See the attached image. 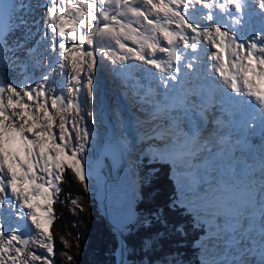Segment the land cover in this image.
Returning <instances> with one entry per match:
<instances>
[{"label":"snow or ice","instance_id":"obj_1","mask_svg":"<svg viewBox=\"0 0 264 264\" xmlns=\"http://www.w3.org/2000/svg\"><path fill=\"white\" fill-rule=\"evenodd\" d=\"M253 2L256 3L259 15L264 17V0H253ZM108 3L109 0H104V4ZM115 3L127 5L128 0H115ZM145 3L151 5L156 13H163L164 23L175 24L179 31L173 32L168 27L157 25L156 21L150 19L140 8H132L134 16H143L149 25H156L159 28L167 46H160L155 42L148 43L147 47L150 51L146 56L137 48L129 47L121 42L120 35L125 31L123 27L117 32L115 28L105 23L102 27V35L114 34L116 44L125 53L116 57L121 63L134 58L153 66L162 73L159 77V86L167 91L169 88L176 87L172 82H179L184 70L196 71V61L199 57L192 55L185 59V54L187 49L196 53L199 50L200 38L203 36L214 49L210 55L211 66L224 79L232 92L237 94L235 97L222 100V103H228L233 111L239 112L240 97L247 95L249 99L244 103L251 105L252 98L255 97L259 104L257 111L264 108V93L249 78V74L264 78V45L260 43L264 41V31L256 32L248 40L236 31V28L245 25L246 6L249 5V0H227V3L231 4L235 10L234 13L229 12L227 18L235 27L222 25L219 22L212 11L213 4L209 3V0H171V5L175 7L165 3V0H159V3L154 0H145ZM50 5L42 17V22L47 26L49 20L58 19L59 21L58 24L47 28L53 38L59 37L58 40H51V51L57 52V48L59 49L56 62L51 67L55 68L58 65L63 68L64 61L70 58L73 67L70 80L58 88L55 83L49 84L52 75L45 73L40 82L31 87L25 85L19 88L12 83H8L7 89L0 87V194H3V198L0 199V212L3 211L2 206L5 204L10 214L18 212L19 209L30 210L27 219L36 230H40L39 234L43 237L37 243L45 247L49 255L42 257L35 252L25 254L22 246L27 245L29 241L25 238L26 234L23 232L22 225L17 223L14 226H6L0 220V264H7V261L17 264V258L22 254L30 255L32 261L50 259V256L54 254V245L49 243L52 237L46 224H51L54 218L52 203L57 199L60 191L58 182L62 179L61 170L71 169L81 183H85L86 178L95 171L93 166L84 159L86 143L92 137V128L87 126L84 116L85 114L87 117L96 115L94 109L89 107V103L94 102L97 93L92 74L96 60L94 52L85 50L82 46L86 41L91 47L93 39L90 35L78 31L82 25L78 24L75 18H66L65 14L70 12L78 14L86 25L88 17H91L93 21H99V15L93 16L91 11L98 9V5L93 0H83L82 5L79 0H76V3H73V0H50ZM197 5L207 9L203 19L209 26L201 27L195 20L189 19V10L195 12ZM85 6L88 10L87 14L83 11ZM14 7L6 0H0V17L3 16L5 9L10 13ZM219 7L225 9V4L221 3ZM104 17L107 20L108 13L105 12ZM110 19L117 21L118 18L113 15ZM20 20L22 24H27L23 18ZM69 25L71 27H68ZM87 31L91 33L92 29L88 28ZM68 40L75 42L68 43ZM181 41L184 49L178 51ZM69 49L74 51L69 52ZM157 50L167 54L166 61L155 57ZM241 51L245 53L244 56L240 55ZM224 52L232 58L231 63L228 64L229 70L235 68V73L232 75L225 71V61L222 57ZM181 61H185L183 69ZM253 61L256 62L255 65ZM65 89L67 96L64 95ZM5 91L9 93L6 102L3 96ZM23 97H26L27 101L23 100ZM188 102L183 91H179L170 98V104L166 107L183 108ZM69 111L73 113L71 121L67 118ZM206 111L201 104L199 115L203 121L207 120ZM260 115L264 117V112H260ZM242 123L245 128L251 127L254 130L255 117L243 120ZM195 140L196 132L184 134L178 138V143L169 148L167 153L161 152L160 156L162 159H172L173 162L191 156L199 147ZM85 187L86 190H90L86 183ZM71 202L78 203L76 200ZM163 215V210L158 211L156 219H161ZM38 216L43 219H38ZM24 218L22 214L17 215L18 220ZM6 227L7 231H5ZM174 227L176 231H180L182 225L176 224ZM13 242H19L21 245L15 246L14 251ZM71 259L72 257L69 256L68 260ZM23 264H30V262L25 259Z\"/></svg>","mask_w":264,"mask_h":264},{"label":"rangeland","instance_id":"obj_2","mask_svg":"<svg viewBox=\"0 0 264 264\" xmlns=\"http://www.w3.org/2000/svg\"><path fill=\"white\" fill-rule=\"evenodd\" d=\"M93 2L98 5V9H92V15H99V21H93L91 17H88L87 24L85 25L84 21L81 20L79 15L76 13H66L65 16L66 18H75L78 24L82 25V27L78 29V31H82L85 35H90L93 39V45L91 47L87 45L86 41L82 46L85 50L94 52V57L97 60L99 66L98 69H100V71L102 72V74H99V79L102 83L103 92L100 102L96 105L98 108V113L102 115V117L104 113H107L106 104L110 105L114 103L112 99L113 94H111L110 92L113 87L118 88V92H120L119 90H126V92L123 93L126 94V97L129 96L130 101L128 99L127 101L130 104L135 105L136 113L138 115L140 114L144 117L151 116L155 110H168L169 107H166V105L168 104L170 98L174 96L178 88L181 89L182 87L184 92L185 89H188L186 93L189 101L188 103L194 100V106L195 104L204 103L200 96L203 93L202 91H204L203 87L205 89H207V87L213 88L212 91L217 92V89H214V83H216L215 80L206 75L207 67L211 62L210 57H208L207 61L203 63L202 66L199 67L197 65L195 72L184 70V72L180 75L179 82H172L174 85H176V87L169 88L167 91L159 86V77L162 75V73H159L153 66L148 65L143 61H137L134 58H129L124 63H121L116 57L118 55H124L125 53H123L119 49V46L116 44L114 34L102 35L103 24L107 23L109 27L115 28L117 32H119L121 27H123L125 31L120 35L121 42H124L129 47L137 48V50L142 51L146 56L150 51L147 47L148 43L155 42L160 46H167L163 39V36L156 25H149L143 16L137 17L133 15L131 9L134 7L141 9V6L139 5L144 3L145 0H128L127 5H124L123 3L117 5L115 3V0H109L108 4H104V0H93ZM226 2L227 0H209V3L213 5L214 3L220 5L221 3L225 4ZM73 3H76V0H73ZM79 3L82 5L83 0H79ZM138 3L140 4L137 5ZM165 3L171 5V0H166ZM249 5L252 11L247 9L246 15H249L250 17H252L253 15L258 16L259 12L258 10L253 9V3L250 2ZM171 6L175 7L174 5ZM83 11L85 12V14H87L88 10L86 6L83 8ZM212 11L214 15H218L219 13H224L225 9H221L220 7H213ZM249 11H251L252 13H249ZM105 12L108 13L109 17L107 20L104 17ZM206 12L207 9H203L202 7L197 5L195 12H192L191 9L189 10L188 17L190 20H195V22L199 23L201 27H204L205 19H203V15ZM113 15L117 16V21H112L110 19V17ZM217 17L219 18V16ZM149 18L155 20L157 25L168 27L173 32L179 31V29L176 28L175 24L166 25L164 23L165 17L163 13L155 12V14H151ZM58 23V19L54 21V24ZM247 23H249V18L246 19L245 24ZM44 26L46 25L43 24L41 26V31ZM50 26L51 24H48L46 27ZM68 27H71V25H69ZM88 28L92 29L91 33H88ZM256 30L258 31L259 28H255V32L250 29L249 36L246 39L244 38V36L243 38L245 40L251 39L255 35ZM45 36H49L48 41L50 43V47L52 39H59L58 36L53 38L51 32ZM67 42L72 43L75 41L68 40ZM183 49L184 46L181 41L178 45V51H183ZM71 51L74 50L69 49V52ZM57 52H59L58 48ZM57 52H52L50 48L51 58L49 69L51 71L58 69L59 72L62 73L61 81L63 84H65L66 81L70 80V76L73 73L71 59L69 58V60L64 61L65 67L60 68L57 65L55 68H53L51 67V65L55 64L56 62ZM189 52L190 49H187L185 59H188L192 56V52ZM155 57L162 61L167 60V54L161 53L159 50H157V52L155 53ZM230 60H232L231 57ZM184 62L185 61H181L182 69ZM230 72H232L233 74L235 72V68L230 70ZM230 72H228V74ZM92 74H94V72ZM84 75H87L86 70ZM219 79L222 78L219 76ZM184 80H188L187 82H192V84L186 87V85H184ZM111 81L114 82V85L109 86V83H111ZM256 84L258 86V82ZM227 89L229 91L231 88L228 87ZM230 93L231 90L230 92H228V94ZM228 94L225 95L224 92H219V94L216 95L218 97V99L216 100L218 103H215L216 105H213L218 106L219 102L221 104V99L227 100L229 98ZM204 95H206V93H204ZM123 102L124 104H121V101H119L116 105H122L123 108L121 109L123 110L125 115L124 117H122L121 123L125 128H128V126L133 121V117H131L129 112V110L131 111L130 106H125L126 103L124 100ZM209 102L212 103L210 100ZM116 105H111V108H115ZM196 107L200 108V105H196ZM127 109L128 111H126ZM179 109L180 108L174 107L175 112ZM71 115L73 116V114ZM218 115V112L214 111L215 117L211 120L212 123L210 126L212 132H207L210 136L212 135L211 137L214 136L213 138L216 139V142H220L219 140L221 139L222 133L224 131L223 122L221 121V118L219 119L220 116ZM72 116L70 117V119L68 118L69 121L72 120ZM189 117L190 114H188L186 118L188 119ZM161 118L164 120L162 121L163 126V122H171L172 118L174 117L173 115L168 116V113L164 112ZM84 121L88 127L92 128V137L86 143L84 159H86L95 169L94 173L86 178L87 185L89 186L90 191L96 196L103 215L107 216L110 222L116 225L118 229H121L127 221L135 219V205L138 203V200L141 199H139L136 193V185L138 183L141 185V182L140 180H138L139 178L135 181L138 167L140 165V159L148 155L153 150H157L158 153H166L165 151L167 150V146L161 143L158 144L156 138L152 137L150 140H148V142H146V144L142 146L141 149L138 147L139 157L133 159L132 169L126 171L118 183H109L106 188V181L101 173L102 165L99 161L98 153V149L101 144L102 137L104 136L105 130H103L101 132V135H99V131L96 128L95 123L93 122V118L87 117L86 114L84 116ZM196 128L197 124L189 123L188 125L184 126V132L185 134L193 131L195 132ZM236 133H238L237 129ZM179 137L180 136H178L177 138ZM132 142L133 137L131 135H122V144L124 146V149L126 150V153L129 152V154H131L134 150ZM201 155L202 154L198 151L188 159L184 157L175 160V162H173L172 159H164L170 160L174 169L173 172L178 177V185L180 191L179 202L189 203L188 206L189 210L191 211L202 210L200 213H197V217L201 221L205 222L208 233L204 240L199 241V245L202 247L201 264H261V258L264 259V252L257 251L256 249H262L264 246V225L262 224L261 220L258 221L259 217L257 219L254 216H256L257 210H262L261 215L262 217H264V170H256V174L258 175L257 181H252L247 185L239 184L237 181H234L232 178H230V176H227V182H222V180H214L215 175H209L208 178L213 177L211 179L212 183L210 185L206 184L205 188L203 189L200 183H203L202 181H204V179H202V176L206 177V174L198 172V170L202 168L203 163ZM207 164L209 163L206 161L205 166ZM199 166L200 168H198ZM198 174L200 176H198ZM196 176H198L197 178L199 179H197ZM129 184H131L134 188L132 191L128 189ZM201 189H203V191H201ZM192 195H195L194 197L196 199L195 202H197L196 204H193V201L191 200V202L189 199ZM210 203L215 205V210L213 211V213H208L206 211V208L210 206ZM253 207L254 209H256V212H250ZM24 210V215L27 219L30 210ZM38 219L43 218L38 216ZM27 220L31 224L30 220ZM237 221V225L241 224V227H239L240 229L247 227L248 229H250L249 231L252 230L251 233L253 234V238L256 237L259 239V241H255L253 245H250L251 242L249 241H243L240 244L239 241L241 242V240H237L236 236H234L233 234L228 235L227 230H230L228 229V226H230V224L235 225ZM46 226L48 227L49 224H46ZM28 231L31 233L30 230ZM39 231L40 230H38L36 235L31 233L30 244L25 249V254H28L26 252L31 246V243L34 242L36 245L34 246L33 252L40 254L42 257L49 255L46 248L40 246L37 243L38 240L43 239V237L40 236ZM218 235H220L221 237H219ZM261 240L263 242H261ZM13 244V251L15 249V246H20L19 242H13ZM249 250L250 252L246 254ZM122 251L123 250L118 253L120 263L121 259L124 256V251L123 253ZM25 254L22 255L26 256ZM22 255L17 258V263L19 264H23L25 260ZM29 262L30 264H50L51 257L48 260L41 259L38 261H32L30 256Z\"/></svg>","mask_w":264,"mask_h":264},{"label":"bare ground","instance_id":"obj_3","mask_svg":"<svg viewBox=\"0 0 264 264\" xmlns=\"http://www.w3.org/2000/svg\"><path fill=\"white\" fill-rule=\"evenodd\" d=\"M251 3H253V9L258 10L256 3L254 4L253 0H250ZM249 2V3H250ZM50 0H14V10H13V15H12V23L10 26V31L5 37V57H6V68L2 69L0 72V80H3V87L7 89L8 83H12L15 86L19 88L25 87V85L31 87L37 83L40 82L41 77L45 73H50L52 75V79L49 81V84L55 83L57 87L61 86L62 83V77L61 73L59 72L58 69L51 71L49 69V64H50V43L48 41V37L45 36L44 39L42 40L41 36L44 35L43 30L45 26L43 27V30L41 31V26L44 24L42 22V17L44 13L47 11V7H49ZM227 3V2H226ZM225 3V12L224 13H219L216 16H219V22L222 25H232V21L229 20L228 14L229 12L234 13L235 10L232 8V5ZM46 5V6H44ZM213 7H219V4L217 5L214 3ZM248 10H251L250 5L246 6ZM215 9V8H214ZM215 11V10H214ZM252 11V10H251ZM249 11V13H252ZM248 16V15H246ZM249 17V16H248ZM20 18H23V20L27 21V24H22ZM257 20V16L253 15L252 17H249L250 24L247 23L241 28H236V31L244 36L246 39L248 37V33L250 29H253L256 26L260 27V31H264V17H261L258 14V20L256 24L254 23ZM262 23V25H261ZM49 24L53 25L54 20H49ZM204 26H209L207 25L206 21H204ZM235 27L234 25H232ZM257 31V30H256ZM259 32V31H258ZM28 33V34H27ZM48 35V34H47ZM201 42L198 45V51L196 53H193L192 55H195L199 57V60L196 61V64L200 67L202 66L203 63H205L210 57L211 52L214 50L211 48L210 43L206 42L204 37L201 36L200 38ZM44 41V42H43ZM48 46V47H47ZM47 47V48H46ZM209 51V52H208ZM191 49L190 52L191 53ZM245 53L241 51L240 55H244ZM222 57L225 62L228 64L231 63L230 56L227 54V52L222 53ZM96 60V59H95ZM255 62V61H254ZM98 62L96 60V64L93 68V76L96 82V89L97 93L94 98V102L89 103V107L93 108L96 115L93 118V122L95 123L96 128L99 131V135H101V132L105 130V123L102 119V115L98 113V108L97 104L100 102L101 96H102V83L100 82L99 79V74L102 72L100 69H98ZM227 73L229 72V68L225 70ZM206 75H208L211 79L215 80L216 83H214V89H217V92L212 91L213 88L207 87L205 89L203 87L202 91L203 93L200 95L202 98V101L204 102L203 105L209 106V109L206 111V116L207 120L203 121L201 119V116L199 113L201 112V105L200 108L194 106V102L190 101V103H186L183 108H180L176 112L174 111V106H167L169 107L168 110H155L154 113L151 116L148 117H140L136 113V107L133 104H130L127 99L129 100V96L126 97V94L123 93L125 92L124 90H119L118 88L113 87L112 90L110 91L111 94H113V104H106L107 106V113L111 114L113 118H115V121L117 122V131L118 135L122 139V135H131L133 137V148L134 150L132 151L131 154L127 152V155L130 159L129 165L126 169L128 171L129 169H132V163L133 159L137 157V153L139 152L138 147L141 149L148 140H150L152 137L156 138L158 144H164L167 146V150L171 148L174 144L178 143V136H183L185 134L184 132V126L188 125L189 123L192 124H197V128L195 129L196 132V140L195 143L199 145L197 148L196 152H200L202 155L201 159L203 161L202 163V168L198 170V172H202L203 174H206L205 176H209V167L211 170H215V172L212 174V176L217 175L218 180H222V182H227V176L230 174L231 176H235L237 179V182L239 184H250L252 182V177L253 174L250 172V167L253 166H247L245 165L243 169H236L234 166V162L224 160V158L220 159V161L216 160V155L221 154L225 151V146L227 142H230L231 140H234L235 135H233L232 139L228 141V137L226 136V131L222 133V138L220 142H216L213 137H211L207 132H212V129L210 128L212 119H214V111H218V116L219 119L221 118V121L223 122V125H226L229 122V128L232 126L230 123V115L235 112L233 111L230 107H228L226 104L219 102L218 106L213 105V103L218 99L216 96L219 94V92H224V94H228V84H226L223 79H219V74L215 72L214 68L211 66V62L207 67L206 70ZM2 78V79H1ZM251 80H253L256 83V80L259 79V77L253 75L249 77ZM188 81V80H187ZM187 81L184 80L183 84L187 86L191 85L192 82L188 83ZM209 81V80H208ZM112 83V84H111ZM109 83V86L114 85V82L111 81ZM242 84V81H241ZM188 89H185V92L183 91V88L181 89L178 88L176 91H183V93L186 95ZM194 90V89H193ZM207 90V91H206ZM195 91V90H194ZM113 92V93H112ZM191 92V91H190ZM196 92V91H195ZM209 92V93H208ZM122 93V94H120ZM175 93V94H176ZM206 93V95H204ZM174 94V95H175ZM9 93L5 91L3 93L5 102L7 100V96ZM64 95L67 96V92L65 89ZM110 96V95H109ZM115 96V97H114ZM227 98V97H226ZM23 100L27 101L26 97L22 98ZM123 100L125 101L126 105L125 106H130L131 111L130 115L133 117L132 123L128 126V128H125L124 125L121 123L122 117H124L125 113L121 108L122 105L124 104ZM209 100L212 102L210 103ZM121 101L120 105H116L117 102ZM130 101V100H129ZM133 101V100H132ZM49 104H50V99H49ZM106 103V102H105ZM168 104H170V100L168 101ZM167 104V105H168ZM111 105H116L115 108H111ZM194 106V112L191 111V107ZM188 109V110H187ZM128 111V109L126 110ZM164 112L168 113V116L173 115L174 118H172L171 122H163L162 126V121H164L161 117L163 116ZM71 114L72 111H69L67 114V118L70 119L72 116ZM190 114V117L187 119L186 117ZM194 114H198V118L195 119ZM254 112H249L248 115L252 116L254 115ZM194 115V116H193ZM217 115V114H215ZM217 116V117H218ZM120 118V120H119ZM58 120V118H57ZM119 120V121H118ZM170 120V119H169ZM216 121V120H215ZM162 126V127H161ZM127 127V126H126ZM164 127V128H163ZM241 131H239L240 133ZM238 133V134H239ZM122 134V135H121ZM216 134V133H215ZM216 136V135H215ZM139 144V146H138ZM195 152V153H196ZM194 153V154H195ZM192 156V155H191ZM191 156L185 157L189 158ZM209 159V160H208ZM216 160V161H215ZM206 161L209 163L205 166ZM264 170V169H262ZM125 171V172H126ZM222 171L229 172L228 174H224ZM258 171V170H257ZM260 171V170H259ZM124 172V173H125ZM221 172V173H219ZM260 173V172H259ZM195 176V175H194ZM193 176V177H194ZM198 176H200L198 174ZM196 176V178L198 177ZM187 178V177H186ZM201 178V177H200ZM199 179V178H197ZM203 179L204 176H203ZM199 181V180H198ZM261 181V180H260ZM207 183L204 184L203 189L205 188L206 184H211L212 181H206ZM264 188V187H263ZM201 189V191H203ZM7 191V189H6ZM3 198V194H0V199ZM15 202V201H14ZM6 208L8 206L6 205ZM256 208V207H255ZM208 213H213L215 210V205L210 203V206L206 208ZM259 209V208H258ZM256 209L254 207L250 212H255ZM264 211V210H263ZM7 212V216H5L3 219L6 220L5 225H16L19 223L22 225L23 230H30L32 234L36 235L38 230L34 228L33 225H31L28 220L26 219L24 212V209H19L18 212H14L10 214ZM259 214L262 213V210L258 212ZM23 215L25 218L24 219H17V215ZM264 214V213H263ZM253 215V214H252ZM2 218L0 217V220ZM261 221H262V216H261ZM238 221L236 222L234 230V236L237 237V240H241V243L243 241H249L252 242L253 234L250 229L247 227H244L240 229L241 224L237 225ZM246 229V230H245ZM5 231H7V227L5 228ZM239 232V233H237ZM241 237V238H240ZM259 237V236H258ZM260 244V243H259ZM36 244L34 242L31 243V246L29 247L28 251L26 253L30 254L33 253L34 246ZM256 246V245H255ZM261 249V248H260ZM257 251L264 252V246L262 250L256 249ZM250 252V251H249ZM247 252V254L249 253ZM27 261H29L30 255H22ZM7 264H11V261H7ZM19 264V263H17ZM261 264H264V259L261 258Z\"/></svg>","mask_w":264,"mask_h":264},{"label":"trees","instance_id":"obj_4","mask_svg":"<svg viewBox=\"0 0 264 264\" xmlns=\"http://www.w3.org/2000/svg\"><path fill=\"white\" fill-rule=\"evenodd\" d=\"M139 6L148 17L155 14L151 5ZM138 170L142 197L135 205V219L120 232L111 230L96 196L86 190L87 180L81 183L71 169L61 170L60 191L52 203L54 218L48 226L54 245L50 264H201L198 241L206 230L179 203L172 164L153 150L140 159ZM160 210L164 215L157 220ZM176 224L182 225L180 231Z\"/></svg>","mask_w":264,"mask_h":264},{"label":"water","instance_id":"obj_5","mask_svg":"<svg viewBox=\"0 0 264 264\" xmlns=\"http://www.w3.org/2000/svg\"><path fill=\"white\" fill-rule=\"evenodd\" d=\"M0 87H3L2 80H0ZM102 118L105 123V132L104 136L102 137L98 153L99 161L102 165L101 173L106 181L107 188L109 183L116 184L121 180L122 176L124 175V172L126 171L129 165L130 159L126 153V150L124 149L122 139L118 135L117 122L115 121V118H113L112 115L109 113H104ZM138 178L139 174L137 171L135 181ZM128 189L132 191L134 188L131 184H129ZM140 190L141 186L137 184L136 193L139 199L142 197ZM106 219L113 232L119 231L116 225L112 224L108 218ZM23 232L26 234L25 238L28 239V241L30 242V233L26 230H23ZM120 240L124 242V237L122 233H120ZM28 244L23 245L22 247L26 249Z\"/></svg>","mask_w":264,"mask_h":264}]
</instances>
